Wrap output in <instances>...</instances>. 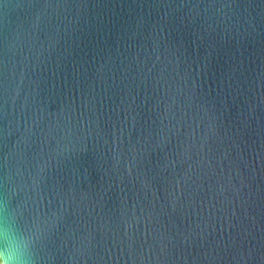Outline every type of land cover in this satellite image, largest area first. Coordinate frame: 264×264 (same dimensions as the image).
<instances>
[{
	"label": "water",
	"instance_id": "water-1",
	"mask_svg": "<svg viewBox=\"0 0 264 264\" xmlns=\"http://www.w3.org/2000/svg\"><path fill=\"white\" fill-rule=\"evenodd\" d=\"M35 264H264V0H0V214Z\"/></svg>",
	"mask_w": 264,
	"mask_h": 264
},
{
	"label": "clouds",
	"instance_id": "clouds-1",
	"mask_svg": "<svg viewBox=\"0 0 264 264\" xmlns=\"http://www.w3.org/2000/svg\"><path fill=\"white\" fill-rule=\"evenodd\" d=\"M35 240L17 226L10 212L0 214V264H35Z\"/></svg>",
	"mask_w": 264,
	"mask_h": 264
}]
</instances>
